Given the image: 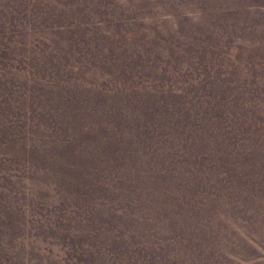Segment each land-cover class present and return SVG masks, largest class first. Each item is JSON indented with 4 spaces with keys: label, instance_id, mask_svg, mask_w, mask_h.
Masks as SVG:
<instances>
[{
    "label": "rangeland",
    "instance_id": "374dc122",
    "mask_svg": "<svg viewBox=\"0 0 264 264\" xmlns=\"http://www.w3.org/2000/svg\"><path fill=\"white\" fill-rule=\"evenodd\" d=\"M0 264H264V0H0Z\"/></svg>",
    "mask_w": 264,
    "mask_h": 264
}]
</instances>
